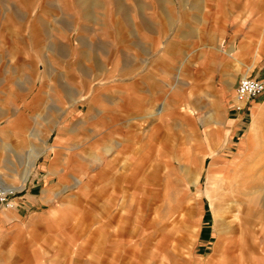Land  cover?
I'll return each instance as SVG.
<instances>
[{
	"label": "rangeland",
	"instance_id": "1",
	"mask_svg": "<svg viewBox=\"0 0 264 264\" xmlns=\"http://www.w3.org/2000/svg\"><path fill=\"white\" fill-rule=\"evenodd\" d=\"M196 4L197 0H0V187L18 185L6 192L7 199L17 203L44 163H59L61 170L74 172L72 184L80 183L86 172L88 178L93 173L91 189L82 181L75 188L63 185L66 190L48 193L50 201L58 194V203L72 200L79 209L73 220H55L60 231L73 222L77 236L49 243L58 262L252 264L256 257L255 247L262 240L254 238L260 223L250 222L251 197L253 189L264 192V158L235 155L238 146L233 142L241 138L245 118L234 125L200 128L189 117H178L170 103H157L149 118L132 121L140 123L135 127L139 140L132 145L122 133L106 128L96 114L98 107L108 106L106 97L112 90L107 86L128 77L126 70L132 71L135 56L139 71L153 70L165 77L174 73L164 51L170 49L168 41L182 38L183 31L194 33L184 23L191 17L185 12ZM253 65L251 76L264 77V63ZM221 69L228 82L234 74L237 79L248 74L229 58ZM108 71L109 78L103 76ZM229 87L221 90L222 100L241 107L233 84ZM204 90L207 115L216 98L210 88ZM194 92L189 91L191 100L197 96ZM263 99L264 92L253 101ZM192 106L196 109V103ZM192 106L182 111L192 116ZM131 148L133 158H127ZM67 152L76 158H65ZM101 154L106 157L99 158ZM34 183L33 193L38 194L42 180ZM122 204H130L124 217ZM12 209L0 203V223ZM37 232V246H49L41 227ZM11 233L1 224L0 264H15L26 256V246L10 248Z\"/></svg>",
	"mask_w": 264,
	"mask_h": 264
},
{
	"label": "crops",
	"instance_id": "2",
	"mask_svg": "<svg viewBox=\"0 0 264 264\" xmlns=\"http://www.w3.org/2000/svg\"><path fill=\"white\" fill-rule=\"evenodd\" d=\"M185 13L191 17L190 20L188 19V24L187 21L184 24L190 29L193 27L194 33L186 35L184 34L186 31H183L182 38L168 41L170 49L164 51L167 59L171 60L174 65L172 67L175 70L174 73L165 77L164 74L154 73L153 70L139 71L136 69L139 59L136 61L135 56L132 71L129 68L126 70L128 77L118 79L107 86L108 91L112 90L108 92L111 96L106 97L108 106L98 107L96 114L101 116L102 124L106 128L114 129L117 135L122 133L128 141L127 144L132 145L136 143L134 139L139 140V133L135 127L140 125V123L132 125V121L149 118L152 115L151 110L157 103L163 107L170 103L173 109H178V117H189L200 128L208 127L210 124L234 125L239 122V119L245 118L241 138L233 142L238 146L235 155L256 160L264 158V99L253 101V98L239 109H235L231 105H226L221 97V90H227L231 84L235 87L234 84L242 77L237 79V74H234L232 77L234 80L228 82L221 69V64L225 63L228 58L232 62L241 64L242 68L248 71L246 76L264 81L262 74L259 76L256 73L255 76H251L249 73L254 67L253 64L264 63V0H197L196 7ZM149 45L152 46V43L149 42ZM173 45L174 49L171 48ZM249 64L251 67L247 69L246 65ZM149 66L154 69V65L149 64ZM105 74L107 78L110 77L109 71L103 73V76ZM242 74L243 71H240V75ZM205 86L210 88V92L216 98V103L212 108H207L211 111L207 115H205V107L208 106L209 101L207 102L204 97ZM103 88L104 86L100 90ZM192 89L197 96L191 100L188 94ZM101 93L105 95L103 91ZM91 100L95 102L94 98ZM193 103H196L197 110L192 106ZM187 105L193 107L191 108L195 112L194 115L190 116L182 111ZM148 134H153V131L149 129ZM128 154L127 158H133L132 148ZM66 155L65 158H76L70 152ZM98 157L105 158L106 155L101 154ZM52 167H50V162L44 163L43 169L38 172L40 176L36 177L37 174H35L31 177L27 192L19 195L18 202L12 203V211L2 217L0 226L6 224L12 232L8 238L10 248L26 246V250L23 251V254L26 251V256L18 258L15 264H67L55 260L53 247L49 243L62 236L66 240L77 237L74 234L73 222L68 230L60 231L57 229L59 224L56 225L55 220L57 222L62 219L64 221L73 220L72 217L79 209L72 200L58 203V194L54 200L50 201L48 193L75 188L82 181L87 188L91 189L94 185L90 181L93 179V173H91V178H88L86 172L85 178L80 183L72 184L71 178L74 172L61 170L59 163L56 167ZM49 168L56 172H51ZM108 169L112 171L111 168ZM25 177L26 175L23 176V181ZM38 180H42V185L37 194L33 193V188L36 186L34 182ZM63 185H68V187L62 189ZM23 188L22 186L19 191ZM105 188L108 189V187ZM109 189L113 190L110 187ZM253 191L250 222L260 223L254 238L261 239L262 244L255 247L257 252L252 264H264V205L262 202L264 192L257 193L255 189ZM121 206L120 215L124 217L130 204ZM74 226L76 227L75 224ZM38 227H41L42 234L47 240L46 245L49 246L41 248L35 243V239L39 238ZM98 231L100 230L94 233L97 234ZM114 232L112 231L113 235ZM118 235L119 230L116 231V236ZM24 238L26 242L23 241ZM67 252L71 255L69 250ZM72 253L75 255V248ZM71 262L73 260L69 259L68 264H72ZM86 264L101 263L98 259H88Z\"/></svg>",
	"mask_w": 264,
	"mask_h": 264
},
{
	"label": "built area",
	"instance_id": "3",
	"mask_svg": "<svg viewBox=\"0 0 264 264\" xmlns=\"http://www.w3.org/2000/svg\"><path fill=\"white\" fill-rule=\"evenodd\" d=\"M264 92V81L255 77L244 76L237 80L234 87V98L238 101L246 103L247 101L259 96ZM240 106H235V109H239ZM8 193L0 191V203L4 207H11L13 204L11 199H7ZM12 195V193H11Z\"/></svg>",
	"mask_w": 264,
	"mask_h": 264
},
{
	"label": "bare ground",
	"instance_id": "4",
	"mask_svg": "<svg viewBox=\"0 0 264 264\" xmlns=\"http://www.w3.org/2000/svg\"><path fill=\"white\" fill-rule=\"evenodd\" d=\"M20 188H21V185H20ZM0 189H1L0 190L1 192L5 193L7 191L15 190L16 188L15 187L14 188H11V187L2 188V187H0ZM17 189H18V187H17Z\"/></svg>",
	"mask_w": 264,
	"mask_h": 264
}]
</instances>
